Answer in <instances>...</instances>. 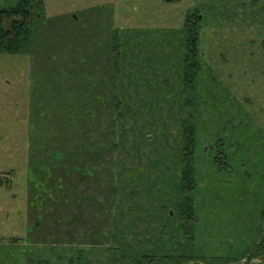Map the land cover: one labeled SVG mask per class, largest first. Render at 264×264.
I'll return each mask as SVG.
<instances>
[{
    "label": "rangeland",
    "instance_id": "1",
    "mask_svg": "<svg viewBox=\"0 0 264 264\" xmlns=\"http://www.w3.org/2000/svg\"><path fill=\"white\" fill-rule=\"evenodd\" d=\"M33 2L28 51L0 52V264H139L175 245L248 264L264 204V0Z\"/></svg>",
    "mask_w": 264,
    "mask_h": 264
},
{
    "label": "trees",
    "instance_id": "2",
    "mask_svg": "<svg viewBox=\"0 0 264 264\" xmlns=\"http://www.w3.org/2000/svg\"><path fill=\"white\" fill-rule=\"evenodd\" d=\"M176 1V0H165ZM40 2L33 0H19L15 6L10 8L0 9V52L7 54H24L28 51L31 41V29L34 21L38 17ZM189 51L185 55V66L183 71V82L185 83V91H192L195 80L198 76L199 65L196 61V42L195 37L189 41ZM187 121L183 127V160L182 167L179 171L181 186L179 194L181 201L179 203V211L182 214L181 228L183 232L189 235L191 231L190 223L194 217V205L192 191L196 183L194 179V164H193V146H194V128L193 125H188ZM193 156V158H192ZM189 232V233H188ZM191 239V238H190ZM179 245H175L173 253L161 255V258H155L152 255L138 256L139 264H211L204 257H195L188 254H177ZM118 249H114L111 253H115ZM118 256H123L117 252ZM243 257L248 260V264H264V204L259 213V228L256 238L250 246H247L243 251ZM132 258H135L133 256ZM252 258H257V262H251ZM123 259V258H122ZM120 257L114 258L111 255V264H120ZM210 259V258H207ZM221 263H226L230 260L228 257H219ZM214 264V263H212Z\"/></svg>",
    "mask_w": 264,
    "mask_h": 264
}]
</instances>
